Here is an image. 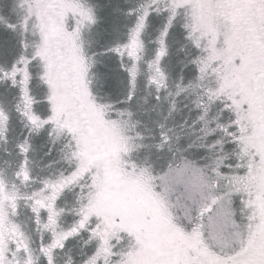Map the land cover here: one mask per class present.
<instances>
[{
  "label": "snow or ice",
  "instance_id": "snow-or-ice-1",
  "mask_svg": "<svg viewBox=\"0 0 264 264\" xmlns=\"http://www.w3.org/2000/svg\"><path fill=\"white\" fill-rule=\"evenodd\" d=\"M0 264H264V0H0Z\"/></svg>",
  "mask_w": 264,
  "mask_h": 264
}]
</instances>
